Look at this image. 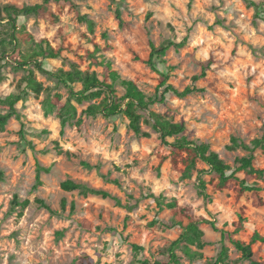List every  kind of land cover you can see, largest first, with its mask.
I'll list each match as a JSON object with an SVG mask.
<instances>
[{
	"label": "rangeland",
	"instance_id": "rangeland-1",
	"mask_svg": "<svg viewBox=\"0 0 264 264\" xmlns=\"http://www.w3.org/2000/svg\"><path fill=\"white\" fill-rule=\"evenodd\" d=\"M116 1L122 28L114 20L115 5L108 0L73 1V8L51 3L49 12L57 16L56 24H50L46 15L17 24L35 40L46 39L53 47L62 46L61 57L49 61L54 69L68 70L70 63H77L81 70L88 68L102 79L101 67L78 59L84 50H92L97 44L98 62L101 57L110 60L122 79L133 81L148 97L154 96L159 82L158 75L145 63L149 42L155 47L167 41L184 42L182 48L171 47L166 52L160 69L173 68L168 83L182 90L191 86V78L208 65L205 77L193 84L202 92L182 99L167 94L164 103L154 104L150 110L170 122L184 124L182 136L209 144L224 163L234 168L235 158L245 153L225 151L229 139L236 137L249 143L264 136V0H249L259 5L258 9L244 0ZM40 2L0 0V5L21 8ZM78 16L94 22L92 35ZM68 43L69 51L65 50ZM26 48L21 44L22 52ZM0 74L1 98L14 91L22 72L5 66ZM36 77L44 86L50 85L44 77ZM79 88L77 85L76 90ZM61 93L65 97L63 90ZM122 94L117 86L116 95ZM41 100L42 96L37 99L30 95L16 105L24 140L15 118L0 132V264H79L80 257L98 264H134L132 244L143 248L137 259L160 260L163 248L181 230L171 227L169 212L160 210L151 195L190 205L197 216L214 223L216 230L209 224L200 226L205 243L203 258L193 264L216 257L221 248L220 230L233 232L231 224L241 207L246 221L233 238L248 243L253 232L264 237V205L252 208L248 194L236 200L233 192H214L211 185H207L210 200L204 201L197 194L196 172L190 179L181 180L164 160L168 151L147 123H142V130L149 136L136 137L125 119L83 116L80 128L66 127L60 135L58 120L54 115L44 116ZM84 107L77 106L79 114ZM142 116L147 119V114ZM27 142L34 146L33 151ZM37 164L49 168V172L40 174L41 185L33 189ZM253 166L264 168V152L255 153ZM196 168L208 170L201 163ZM201 178L208 183L214 176L204 173ZM66 180L109 197L65 192L60 185ZM260 185L264 201V184ZM14 195L30 202L20 216L18 209L10 211ZM37 199L57 215L39 208L34 204ZM62 201L66 203L64 210ZM82 220L90 223L89 230L80 226ZM224 245L228 249L227 264H248L227 240ZM252 251L264 263V245L256 243ZM177 255L181 264L189 263L180 252Z\"/></svg>",
	"mask_w": 264,
	"mask_h": 264
},
{
	"label": "trees",
	"instance_id": "trees-1",
	"mask_svg": "<svg viewBox=\"0 0 264 264\" xmlns=\"http://www.w3.org/2000/svg\"><path fill=\"white\" fill-rule=\"evenodd\" d=\"M73 1L85 0H41L40 3L34 5H26L21 8L13 5H0V73L5 66H9L16 72H22V77L18 80L14 91L0 98V132H3L8 121L15 118L20 123L19 134L21 139L24 138L23 122L20 115L17 113L16 105L19 102H25L32 95L35 98L42 96L40 102L44 116L54 115L58 120L62 135L66 127L74 126L80 128L83 123L82 117L96 118L102 117L107 121H114L122 118L127 121L128 129L136 137H148L149 134L142 130V123H147L151 129L158 135L161 144L167 149L168 153L164 160H168L172 170L180 174L181 180L190 179L194 172L197 174L196 190L199 197L204 201L210 200V195L207 193V185L212 186L214 192L231 191L234 193L235 199L239 200L245 194H248L252 208H260L264 205V201L260 193L264 184V168L258 169L253 166L255 153L257 151L264 152V136L254 138L249 143H244L239 138L231 137L229 143L224 146V150L230 153L242 151L245 153L242 157H237L234 160V168L230 167L219 157V155L210 149L209 144L187 140L182 136L185 131V125L182 123H173L159 114L150 110L154 104H162L165 101L167 94H172L177 98H185L193 93L202 92L201 89L193 86L198 80L206 75L208 65L203 67L200 74L191 78V86H186L182 90H177L168 83L170 71L173 68H164L165 62L163 58L166 52L171 48L180 49L184 42L174 43L167 41L158 47L150 41V53L146 60L148 67L155 72L159 77V82L153 97L146 96L141 92L133 81L122 79L116 70L112 68V63L105 57H101L98 62V53L100 48L97 44L93 45L92 50H84L78 59L87 60L91 65H98L102 68V79L99 78L96 72L90 71L88 68L81 70L79 64L70 63L68 70L62 68L54 69L50 65V60H56L61 57L63 52L62 46L53 47L48 40H35L32 35L23 31L22 26H18L19 20L28 18H36L46 15V19L50 24H56L57 16L49 12L51 3L60 5L69 4L73 8ZM114 8V20L119 28H122L124 23L121 18L120 6L116 0H108ZM251 4L255 9L259 5L244 0ZM2 15H4L2 17ZM78 21L85 23L88 33L93 34L94 22L86 16H78ZM5 22L4 24H2ZM103 37H106L105 34ZM21 44L27 46L26 51L22 52ZM71 45L66 44L65 50H70ZM134 59H137L135 56ZM89 64V65H90ZM37 75L44 77L49 83V86H44L38 81ZM1 79V74H0ZM80 88L76 90V86ZM120 87L123 91L121 96L116 95V87ZM64 91L65 97L61 93ZM162 90L161 92H159ZM85 105L84 109L78 113L77 106ZM143 113L147 114V119H143ZM172 139V141H168ZM30 149L33 151L34 146L27 142ZM57 147V145H56ZM163 161V160H162ZM159 163V167L162 163ZM201 163L207 167V171H198L196 166ZM84 167L91 169L87 164H82ZM49 168H43L36 165L35 184L33 189L41 185L40 174L48 173ZM207 173L213 175L214 178L206 183L201 175ZM237 173H241V177H237ZM3 180V174L0 172V182ZM65 192L78 191L81 195H100L104 198L109 197L105 192L89 188L82 184L74 183L66 180L60 185ZM152 198L156 206L161 209H166L171 216V227L180 228L179 236L170 241L161 252L162 259L150 262L146 259H137L142 247L131 245L135 256L134 264H181V258L177 255L180 252L182 256L188 260V264H193L195 261L202 260V250L205 247L203 241L204 233L200 229L202 224H209L210 227L216 230L214 223L205 220L201 216H197L190 205H179L176 200H166L162 196H149ZM39 208L45 209L51 215H57V212L52 210L42 200H35ZM30 205L28 200L20 201L17 195L12 197L10 202V211L19 210L17 216H20L22 211ZM65 201L61 202V210L65 208ZM71 211L74 210V204L70 205ZM246 218L244 216V207H241L237 215V220L231 225L234 227L233 232L220 230L221 248L216 257L204 264H227L228 249L224 245L227 240L241 255V259L248 264H264L262 261L255 258L252 251V246L256 243L264 245V237L257 232H253L248 243L234 239L233 235L238 233ZM80 226L86 230L90 229V223L82 220ZM79 264H98L91 258H78Z\"/></svg>",
	"mask_w": 264,
	"mask_h": 264
}]
</instances>
